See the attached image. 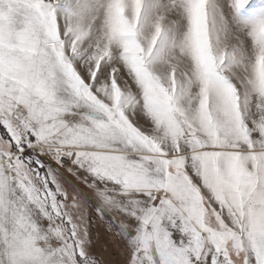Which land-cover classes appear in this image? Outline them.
Wrapping results in <instances>:
<instances>
[{"label":"snow or ice","instance_id":"6c2138e0","mask_svg":"<svg viewBox=\"0 0 264 264\" xmlns=\"http://www.w3.org/2000/svg\"><path fill=\"white\" fill-rule=\"evenodd\" d=\"M148 5L0 0V264H264V73L253 58L264 50V3L156 0L150 17ZM198 46L203 52L189 70L182 57ZM113 78L125 89L115 108L93 98L97 87L111 96ZM132 111L137 127L148 124L140 115L147 111L177 146L192 148L173 157L146 143L133 161L159 176L162 194L176 177L191 179L188 164L200 162L216 194L212 207L200 194L218 229L211 252L197 246L193 229H204L171 193L131 220L104 218L97 205L111 199L109 189L77 173L83 167L104 178L94 163L103 154L68 151L67 140L95 142L127 129ZM69 204L92 211L77 221ZM239 214L243 234L227 220ZM94 220L107 226L103 233Z\"/></svg>","mask_w":264,"mask_h":264},{"label":"clouds","instance_id":"9594fccd","mask_svg":"<svg viewBox=\"0 0 264 264\" xmlns=\"http://www.w3.org/2000/svg\"><path fill=\"white\" fill-rule=\"evenodd\" d=\"M201 2L203 4V0ZM229 46H231V42ZM202 52V47L198 46L194 48L190 56L182 57L183 66L191 70L195 66L196 57L201 55ZM253 58L260 72L264 73V50L254 54ZM124 70L128 71L126 65ZM36 72L37 74H42L39 68L36 69ZM133 83H135V80H133ZM111 87V96H106L97 87V93L99 95H94L93 98L106 106L115 108L122 102L125 89L121 88L115 78L112 80ZM136 88L138 90L140 85L137 84ZM42 99L40 96H34L33 102L40 104ZM120 111L121 115H123L124 110L121 109ZM140 115L148 121V124L142 128L137 127L133 123V121L137 120V117L135 111H132L131 118L124 116V123L127 125V129L115 127L106 138L96 137L95 142H87L83 138L80 140L71 138L63 146L68 151H88L103 154V157L95 160L94 163L103 169L105 173L104 178L88 173L87 169L83 167H76V171L77 173L84 172L90 184L107 187L109 189L111 199L108 201L101 200L97 205V208L105 213L104 218L121 216L131 220L143 211L145 206H150L157 196L171 193L172 197L179 201L180 207L189 214L195 224L202 226L204 229L203 232H197L193 229V240L197 243V246L200 247L202 245L204 248H207L208 252H211L213 245L219 238L217 234L218 229L214 227L216 225V220L213 218L214 213L203 208L200 194H206L209 207H212L215 203L216 194L205 184L200 173L197 171L200 162L193 160L188 164L191 171L187 175L191 179H188L187 176L176 177L167 183V192L162 194L160 189L164 185V182L161 181L159 176L155 173H149L137 168L133 161L141 156V149L145 147L146 143L159 148L162 152L171 153L173 157L181 152L185 156H190L192 148L186 143L177 146L169 135L166 126L155 119L149 112L141 111ZM57 133L64 135L60 129H57ZM130 136L137 140V147L130 148L127 146L132 143V140L129 139ZM48 147V144L40 145V151L42 155L50 157L51 153L48 152ZM72 164L75 165L74 160ZM196 181L199 183L196 184ZM226 198L231 199L228 194H226ZM68 206L71 209L72 216L77 221L81 219V216L86 219L92 211L89 207H83V210H81L80 208H72L71 204ZM235 211L239 213L238 208ZM227 220L231 224L230 230L232 232L243 234L244 229L242 225L246 223L244 215H228ZM220 227H224L223 222H221ZM51 242V239H47L42 240L41 244L46 247ZM196 264H204V261L198 258Z\"/></svg>","mask_w":264,"mask_h":264},{"label":"rangeland","instance_id":"374dc122","mask_svg":"<svg viewBox=\"0 0 264 264\" xmlns=\"http://www.w3.org/2000/svg\"><path fill=\"white\" fill-rule=\"evenodd\" d=\"M155 3H156V0H149L148 10H147V11H148V14H149V17H150V15H151V12H152V10H153V5H154ZM261 3H264V0H257V4H258V5L261 4ZM230 19H231V18H230ZM233 22H243V21L236 20V21H233ZM52 163H53V166H55V163H54V162H52ZM93 226H94V227H100L102 233L104 232V230H105L106 227H107L106 225H103L102 222L99 223V224H97L95 220L93 221ZM110 258H111L112 260H118V259H119V257H118L115 253H112Z\"/></svg>","mask_w":264,"mask_h":264}]
</instances>
